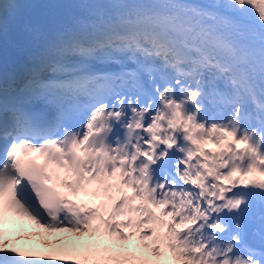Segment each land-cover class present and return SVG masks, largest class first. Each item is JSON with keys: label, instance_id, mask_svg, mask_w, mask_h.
I'll return each instance as SVG.
<instances>
[{"label": "snow or ice", "instance_id": "1", "mask_svg": "<svg viewBox=\"0 0 264 264\" xmlns=\"http://www.w3.org/2000/svg\"><path fill=\"white\" fill-rule=\"evenodd\" d=\"M23 6L0 0V217L78 236L0 230V264H264V0Z\"/></svg>", "mask_w": 264, "mask_h": 264}, {"label": "rangeland", "instance_id": "2", "mask_svg": "<svg viewBox=\"0 0 264 264\" xmlns=\"http://www.w3.org/2000/svg\"><path fill=\"white\" fill-rule=\"evenodd\" d=\"M24 6L17 10V15L26 18H41L52 14H62L64 9H53L49 5L54 3H62L65 0H19ZM78 234H72L67 232H52L49 233L46 230L33 227V231L30 228L27 230L26 234H23L19 238H14L17 247L21 249L26 248V250L31 251L33 249L47 251L49 245H69L76 241ZM8 246L12 242H7ZM133 245L139 244L140 241L134 239L131 242ZM28 246L30 247L29 249ZM134 248V250H133ZM130 251H135V247H130Z\"/></svg>", "mask_w": 264, "mask_h": 264}]
</instances>
